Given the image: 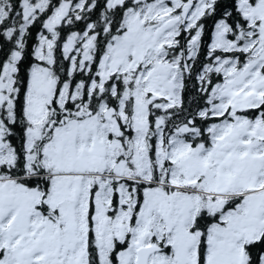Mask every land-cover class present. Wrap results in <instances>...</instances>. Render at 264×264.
<instances>
[{
	"label": "snow or ice",
	"instance_id": "obj_1",
	"mask_svg": "<svg viewBox=\"0 0 264 264\" xmlns=\"http://www.w3.org/2000/svg\"><path fill=\"white\" fill-rule=\"evenodd\" d=\"M0 264H264V0H0Z\"/></svg>",
	"mask_w": 264,
	"mask_h": 264
}]
</instances>
